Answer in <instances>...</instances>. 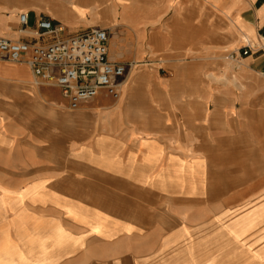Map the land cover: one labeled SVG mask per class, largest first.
<instances>
[{"label":"rangeland","instance_id":"rangeland-1","mask_svg":"<svg viewBox=\"0 0 264 264\" xmlns=\"http://www.w3.org/2000/svg\"><path fill=\"white\" fill-rule=\"evenodd\" d=\"M82 6L84 22L65 11L66 0H0V14L54 18L64 37L88 22L110 26L92 5ZM121 30L109 29L111 38ZM151 30L145 57L130 61L136 68L117 94L103 93L77 111L0 82V264H24L23 257L61 264L77 241L86 252L80 264H264V142L252 137L264 133V76L254 79L238 51L210 52L189 60L192 81L172 83L166 62L149 50ZM205 62L218 65L198 67ZM140 74H157L170 90L190 85L194 96L238 93L244 127L208 131L195 98L182 100L190 115L152 114L160 92L152 79L136 80ZM153 144L155 157L146 156ZM98 240H123L127 253L97 255Z\"/></svg>","mask_w":264,"mask_h":264},{"label":"crops","instance_id":"crops-1","mask_svg":"<svg viewBox=\"0 0 264 264\" xmlns=\"http://www.w3.org/2000/svg\"><path fill=\"white\" fill-rule=\"evenodd\" d=\"M66 1L68 7L65 11L70 16L79 18L82 22L85 21V12L82 5H92L91 13L93 15L98 13L111 19V24L107 28H100L96 24L88 22L80 26H72L70 34H80L93 28L107 30L110 34L109 59L112 62L129 63L133 59H143L146 55V32L149 27H152L151 36L148 38L149 50L156 54L160 62H166L168 68L174 74L173 78L169 79L172 83L179 82L181 78H185V83L192 81L191 78L196 70L193 68L194 64L190 63L189 60H196L200 56L208 55L210 52L229 54L238 51V57L243 59L240 51L245 47L246 42H250L253 48L248 56H244L249 71L254 73V79H257L258 76H264V51L260 50L261 36L264 33V0ZM19 14L9 17L0 14V39L6 38L13 41L27 42L37 39L38 36L34 33L36 23L40 18H46V16L29 13V22L33 19V27L29 26L28 32L20 33ZM47 19L60 23L54 18L49 17ZM119 27L122 30L115 32V37L111 38L109 29L115 30ZM47 41L46 39L42 40V42ZM232 56L235 55L232 54ZM214 65H218V63L205 62L198 67L208 70L209 66L214 67ZM231 66L232 64L228 63L224 67L230 69ZM139 77L152 79L155 90L160 92L157 97L159 101L161 100L159 109L153 108L152 114L163 117L167 115L170 118H176L177 115H190L192 113L191 108L186 105L183 106L182 100L187 101L195 98L203 105L202 113L203 116H206L204 117V122H206L204 128L208 131L233 130L234 132L236 130L238 134L244 127L238 121L241 112L237 109L235 99L237 100L239 96L234 91L215 94L208 90H201L194 96L190 85H184V87H180V90H170V85L165 80H161L157 74H140L136 80ZM208 77L213 80L219 78L213 73H210ZM2 80L11 82L13 87H25L27 89L26 94L36 96L41 102L51 99L57 107L72 112L66 107L59 89L34 85L32 72L27 66L13 64L0 56V82ZM149 83H152L151 80H149ZM142 84L144 85V83ZM236 86L242 88L238 84ZM254 111H257V107H254ZM162 119H165V117ZM259 126H264V124ZM248 128L249 131H255L257 130V124L249 123ZM252 137L255 142H257V137L264 142V133L254 134ZM143 142L145 145L150 144V141ZM157 149L158 145H150L149 154L147 153L146 156L155 157ZM93 238L96 240L95 236ZM120 242L114 244L113 242L98 240L95 241L93 249L97 251L96 253H99L97 255H100L103 251H115L120 256L127 253L128 249L127 245L122 243L123 240ZM79 243L80 241H77L71 249H68L72 253L67 255L61 264H80L82 259H86V252L80 253L82 249ZM12 246L13 243H9L7 249H3V252H8ZM2 255L3 253H0V257ZM23 258L24 264H29L27 258Z\"/></svg>","mask_w":264,"mask_h":264},{"label":"built area","instance_id":"built-area-1","mask_svg":"<svg viewBox=\"0 0 264 264\" xmlns=\"http://www.w3.org/2000/svg\"><path fill=\"white\" fill-rule=\"evenodd\" d=\"M18 21L20 33L28 32L29 13L21 12ZM34 33L38 37L31 42L1 38L0 56L13 64L27 66L37 86L59 89L71 111L103 93L117 94L136 68L132 62L115 63L109 59L110 34L105 29L93 28L64 37L62 24L40 18ZM44 39L48 41L42 42ZM261 40L260 50L264 51V33ZM252 51V44L246 42L240 55L248 56Z\"/></svg>","mask_w":264,"mask_h":264},{"label":"bare ground","instance_id":"bare-ground-1","mask_svg":"<svg viewBox=\"0 0 264 264\" xmlns=\"http://www.w3.org/2000/svg\"><path fill=\"white\" fill-rule=\"evenodd\" d=\"M74 3H75V2H74ZM79 3H80V2H79ZM215 80L220 81V79L218 80V79H216V78H215ZM33 84L37 86V84H35V82H34ZM125 84H126V83H125Z\"/></svg>","mask_w":264,"mask_h":264}]
</instances>
